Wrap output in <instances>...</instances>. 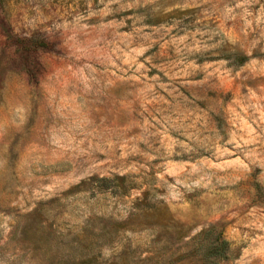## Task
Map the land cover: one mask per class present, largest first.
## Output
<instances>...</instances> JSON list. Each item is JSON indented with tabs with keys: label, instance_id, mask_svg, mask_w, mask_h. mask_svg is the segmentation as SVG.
I'll list each match as a JSON object with an SVG mask.
<instances>
[{
	"label": "rangeland",
	"instance_id": "374dc122",
	"mask_svg": "<svg viewBox=\"0 0 264 264\" xmlns=\"http://www.w3.org/2000/svg\"><path fill=\"white\" fill-rule=\"evenodd\" d=\"M209 224L264 264V0H0V264H197Z\"/></svg>",
	"mask_w": 264,
	"mask_h": 264
},
{
	"label": "trees",
	"instance_id": "16d2710c",
	"mask_svg": "<svg viewBox=\"0 0 264 264\" xmlns=\"http://www.w3.org/2000/svg\"><path fill=\"white\" fill-rule=\"evenodd\" d=\"M43 41H38L35 46H44ZM249 57L247 54L233 52L232 62L240 64ZM87 181L94 184L93 192L104 191L108 188H116V183H111L107 176H88ZM84 180V181H85ZM187 244V252L196 254L197 264L215 263L218 260L226 259L229 256V241L222 235L220 228L215 224H209L201 228L189 237L185 242Z\"/></svg>",
	"mask_w": 264,
	"mask_h": 264
}]
</instances>
